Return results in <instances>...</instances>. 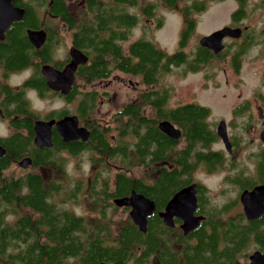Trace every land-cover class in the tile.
Returning <instances> with one entry per match:
<instances>
[{
    "label": "flooded vegetation",
    "instance_id": "1",
    "mask_svg": "<svg viewBox=\"0 0 264 264\" xmlns=\"http://www.w3.org/2000/svg\"><path fill=\"white\" fill-rule=\"evenodd\" d=\"M0 1L5 3L0 5L1 14L7 12L9 2L16 16L0 34V124L5 126L0 132L7 133L6 136L0 135V148L5 151L2 157L8 153V148L14 146L16 140L32 145L27 153L24 152L25 155L20 154L18 160L12 159L11 164L4 170L5 173H30L42 178L47 177L52 170L36 164L34 157L35 150H49L56 158H65L67 172V167L71 165L69 162L74 160L71 165L74 171L78 169L85 175L92 176L96 169L89 162L91 154L85 152L72 156L67 151H57L54 140L61 143L63 140L55 125L51 127L52 146L42 149L35 146L36 125L50 121L58 123L65 118L76 117L78 127L89 132V139L86 142L70 141L63 145L72 142L86 144L90 142L92 123L96 124L97 129L113 131L120 126L127 131L129 117L138 116V120L144 118L147 121L142 126L151 124L171 143L163 153L162 159L154 162V166L181 173L184 164H194V168L188 171L192 183L182 189L196 185V209L193 216L201 218L200 223L206 218L202 204L210 201L208 194L211 193V188L193 178L198 172L206 178L219 177V196L223 197L229 190L234 191V198L237 199L242 212L241 194L264 187V0H139L134 12H131L132 8L128 9L129 7L124 5V14L134 13V17L138 18L136 28L140 29L139 33L134 38L132 30L131 37H127V27L122 25L118 29L121 31L119 39L111 43L112 31L117 29L110 25V20L105 28L103 27L104 31L97 29L98 36L104 37L107 46L112 44L119 49H115V52L106 49L103 77L90 84L87 82V76L89 68L91 69V55L85 43L87 39H91L92 34L87 33V37L85 28H80L86 22L84 0H61L66 2L68 15L73 18L72 28L49 13V5L54 0ZM103 1L108 4V11L104 14L111 15L112 0ZM72 4L76 6L75 10H71ZM225 6L228 11L223 23L207 33L200 32L199 26L203 25V18ZM145 8H149L150 14L146 15ZM1 24L0 22V31ZM49 24H55V27ZM166 25H176V40L171 48L165 46L162 41V32ZM224 29L234 31V34L228 33L221 38L220 45L218 44L221 46L220 50L215 51L201 45L203 38ZM89 30H93V27ZM29 32L43 33L44 42L38 47L34 46L30 41ZM142 39L149 40L153 50L162 56L154 69V61L148 58L139 66L137 72L129 71L134 61L140 63V56L132 58L130 46ZM74 40L81 46H76ZM74 52H79L86 60L84 64H77L70 76L69 69L73 66ZM177 57L180 61H176ZM119 67L121 68L118 69ZM250 70L253 73V80L249 77L250 88L244 91H228L225 94L221 92L217 113L222 115L219 114L220 116L213 120L215 111L211 106L202 105L198 101L176 104L171 99L173 86L169 79L176 74L182 77L201 75L202 89L207 91V83L215 75L222 78L221 88H227L229 76L237 81V85L241 83V87H244L241 82L244 79L241 77L242 73ZM52 80H55L56 86H61V89L51 87ZM68 81L70 85L66 89ZM81 93L95 94L96 97L94 107L87 108L84 113L80 107ZM119 93H122V99ZM128 93H131L132 97H129ZM58 103H62L63 107H54ZM191 110H197L194 113L198 114V117L193 118L195 127L200 126L210 132L211 139L207 143L191 142L187 137L188 128L193 125V121L186 116V112ZM131 111L134 115L129 114ZM176 111L183 112L177 114ZM116 114L121 116L116 118ZM104 116H107V119H104ZM163 121L179 131L177 140L159 130V124ZM219 128L226 133L229 149L217 133ZM126 131L123 140L127 143L131 137ZM117 135V131L108 135L113 145ZM208 154L216 156L215 161L204 160V156ZM25 158L30 159L31 164L27 169H21L18 163ZM132 192L123 198L130 197ZM151 201L155 205V202ZM165 207L166 205L157 211L155 205L153 213L147 217V224L155 211L163 224L160 214L165 212ZM116 208L128 216L131 211L130 206ZM263 215L264 212L259 218L251 221H257ZM173 221L174 227L170 229H175L183 235L180 229L183 221L178 217H174Z\"/></svg>",
    "mask_w": 264,
    "mask_h": 264
},
{
    "label": "trees",
    "instance_id": "2",
    "mask_svg": "<svg viewBox=\"0 0 264 264\" xmlns=\"http://www.w3.org/2000/svg\"><path fill=\"white\" fill-rule=\"evenodd\" d=\"M138 3L139 0H112L111 15H105L107 2L84 0L86 22L79 27L85 28L86 34H92L90 40L88 34L85 36L91 55L89 84L103 77L106 49L112 52L119 49L116 45L107 46L97 29L104 31L110 20V25L117 29L112 31L111 43L119 39L121 31L118 29L122 25H126L127 37H131L139 20L134 13L124 14L122 7L126 5L134 12ZM145 9L146 15L150 14L149 8ZM68 10L66 2L61 0H54L48 9L52 16L72 28L73 18ZM49 26L55 27V24ZM92 27L93 30H89ZM74 44L81 46L75 40ZM130 52L132 58L140 56V63L134 61L129 68L132 72H137L148 58L154 61V69L162 56L144 39L132 43ZM176 61H180L178 57ZM81 96L80 107L84 113L94 107L96 97L82 93ZM194 111L186 112L193 121L186 130L187 137L191 142L207 143L211 139L210 132L195 127L193 118L198 114ZM129 114L134 115L132 111ZM138 118L129 117L127 131L120 126L113 131L97 129L92 123L90 142L86 144L63 145L54 140L57 151H67L72 156L91 154L89 162L96 169L94 174L85 175L76 169L79 175L72 182L68 180L70 172L66 171L65 158H56L49 150H35L34 157L36 164L52 170L47 177L5 173L12 159L18 160L32 145L16 140L14 146L8 148V153L0 159V264H247L253 251H264V215L257 221H248L235 198L223 204L215 205L210 201L202 204L206 218L186 236L167 229L156 211L148 219L144 234L127 214L117 216L119 210L113 205V199L123 198L131 191L153 200L158 211L177 191L192 183L188 171L194 164H184L181 173L154 166L171 143L151 124L142 126L147 121ZM114 131L118 135L113 145L108 135ZM125 131L131 137L127 143L123 140ZM215 159L211 154L204 156L206 161ZM129 169L142 172L131 176L127 174ZM80 199L89 202L91 207L83 216L70 209L79 205Z\"/></svg>",
    "mask_w": 264,
    "mask_h": 264
},
{
    "label": "water",
    "instance_id": "3",
    "mask_svg": "<svg viewBox=\"0 0 264 264\" xmlns=\"http://www.w3.org/2000/svg\"><path fill=\"white\" fill-rule=\"evenodd\" d=\"M0 5H5L3 1H0ZM8 10L6 13H0V22L2 30L0 34L10 25L11 21L16 19V16L13 14L12 7L8 2ZM20 16V15H19ZM233 33L234 31H230L228 29H224L218 32L213 33L209 37H205L201 40L202 46H207L215 51L221 49L220 40L224 35ZM30 41L34 44V46H39L44 42L43 33L29 32ZM219 44V45H218ZM218 45V46H217ZM218 47V48H217ZM86 58L79 52H74L73 54V66L69 69L70 76L72 75V71L75 70L77 64L85 63ZM70 85V81L67 82V88ZM50 86L54 89H61V86H56V81L52 80L50 82ZM66 93V90L65 92ZM76 117L65 118L63 121L58 123L49 122V123H38L35 128V138L34 144L38 148H50L52 146L51 142V127L55 125L57 127V132L62 137L63 143H67L70 141L81 140L86 142L89 139V132L84 128L78 127V122ZM159 130L166 134L167 136L178 139L179 131L173 128L169 123L162 122L159 124ZM218 135L222 138L225 146L229 149L227 144V137L224 130L221 128L218 129ZM5 154L4 149L0 148V158ZM31 164L30 159H23L18 163V166L21 169H27V167ZM240 202L243 207V214L246 219L251 221L259 218L264 212V187L254 188L251 192H244L240 196ZM113 204L118 208L122 207H131V211L129 213V217L131 218L133 224L140 230L141 233H146L147 230V217H149L155 208L154 203L144 197L142 194H137L134 191L131 193L130 197L116 199L113 201ZM196 209V185H191L186 187L179 192H177L173 198L167 203L165 207V212L160 214V217L163 220V224L167 228L174 227V217H178L183 221L180 229L183 232V235H187L190 232H193L199 226L201 218L195 217L194 211ZM107 264V263H100ZM247 264H264V252L255 251L251 255L248 256Z\"/></svg>",
    "mask_w": 264,
    "mask_h": 264
},
{
    "label": "rangeland",
    "instance_id": "4",
    "mask_svg": "<svg viewBox=\"0 0 264 264\" xmlns=\"http://www.w3.org/2000/svg\"><path fill=\"white\" fill-rule=\"evenodd\" d=\"M71 10H75L76 6H74L73 4L70 6ZM228 11V7L225 6L221 9H219V11H213L210 12L208 16L204 17V23L203 25L199 26V31L200 32H209L210 30L214 29L215 27H218L221 23H223V18L224 16L226 17V12ZM139 28H136L135 30H133L134 33V38L137 37L138 33H139ZM176 25L175 27L172 25H166V27L164 28V31L162 32L164 35H162V41L165 44V46H169V48H171L174 44H175V40H176ZM198 31V33H199ZM156 36V34L154 35ZM248 74V76H246ZM252 71L250 70V72L247 73H242V78H244L243 80H241V82L243 83L244 87H241V83H238L237 85V81L234 78H231L229 76L228 78V82L229 85H227V88H221L222 87V78L221 76L215 75L214 78L211 81H208L207 83V91H204L202 89V79H201V75H197V76H191L188 75L187 77H182L178 74H176L174 77H171L169 79V83L172 84L173 86V91L170 94L171 99L174 103L176 104H185L188 102H199L202 105H207V106H211L215 113H213L212 116V120L217 117L219 114L222 115L221 113H217V108H219V102L221 100V95L222 93L225 94V92L228 91H244V89H249L250 87V79L249 77L251 76V80H253V75H252ZM220 85V86H219ZM237 85V86H235ZM239 86V87H238ZM238 87V88H237ZM222 92V93H221ZM119 96H122V93H119ZM129 97H132L131 93H128ZM122 99V97H121ZM117 106H118V102H117ZM100 108V107H99ZM211 108V109H212ZM212 109V111H213ZM113 110V109H112ZM110 110V111H112ZM219 115V116H220ZM224 115V114H223ZM226 116V115H225ZM104 119H107V116H104ZM74 160H71L69 163L72 165ZM69 165L68 168V172L69 173V178L68 180H70V182L74 181L75 178H77L76 176L79 175L78 172L76 173L74 171V168ZM13 169H15V167H13ZM87 169V166H86ZM140 169H129L127 170V174L131 175V176H139L140 174ZM200 172L197 173L196 176H194L193 178L195 180H199L201 182H204L209 188H211V193H209V199L211 204H223L225 202H227L228 200L230 201V199H233L235 196V192L232 190H229L225 193V195L223 197H220L218 194V188H219V177H211V178H206L204 175L199 174ZM90 204L89 202H83L82 199H80L79 205H76L74 207H70L71 210H74L76 212V214H79L81 216L85 215L88 209H90ZM124 216L125 214H123L122 211H119L117 216Z\"/></svg>",
    "mask_w": 264,
    "mask_h": 264
},
{
    "label": "clouds",
    "instance_id": "5",
    "mask_svg": "<svg viewBox=\"0 0 264 264\" xmlns=\"http://www.w3.org/2000/svg\"><path fill=\"white\" fill-rule=\"evenodd\" d=\"M54 107H56L57 109L58 108H61V107H63V104L62 103H58L57 105H55ZM5 126L3 125V124H0V129H3ZM0 135H7V133L6 132H0Z\"/></svg>",
    "mask_w": 264,
    "mask_h": 264
}]
</instances>
